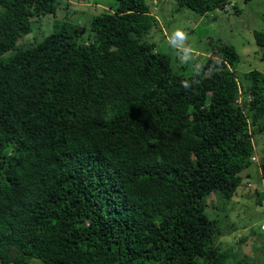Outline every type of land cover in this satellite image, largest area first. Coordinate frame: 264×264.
<instances>
[{"label": "trees", "instance_id": "16d2710c", "mask_svg": "<svg viewBox=\"0 0 264 264\" xmlns=\"http://www.w3.org/2000/svg\"><path fill=\"white\" fill-rule=\"evenodd\" d=\"M161 1L241 11L114 0L83 28L68 0H0V264H264L244 251L251 236L262 247L252 229L219 242L264 135V73L239 77L233 46L210 45L186 90L191 64L147 36ZM43 17L51 29L34 35ZM258 169L264 187V158Z\"/></svg>", "mask_w": 264, "mask_h": 264}, {"label": "rangeland", "instance_id": "374dc122", "mask_svg": "<svg viewBox=\"0 0 264 264\" xmlns=\"http://www.w3.org/2000/svg\"><path fill=\"white\" fill-rule=\"evenodd\" d=\"M69 15L72 16L71 10L75 9L77 13L73 14L74 21L88 28V15H96L108 6L114 0H96L87 3L84 0H68ZM240 8L238 14L224 12L221 9H214L204 16L197 15L190 9H182L174 11L176 7L172 1L162 2L160 8H153L152 14L157 18V23L147 35L149 39L156 41L157 46L162 50H166L167 36L176 28H182L189 34L188 44L195 50L197 59L199 56L204 57V52L210 45H218L220 43H228L233 46L238 55V64L236 65V74L239 77L243 73L250 70H258L264 73V49H260L254 40L253 31L260 30L264 32V1L250 0L246 3L243 0H229ZM67 0H62V4ZM95 2V3H94ZM61 16L64 10H59ZM52 18L43 17L40 22L34 23V35L47 33L51 29ZM33 37L27 36L26 42L32 41ZM172 53L176 50L171 48ZM176 62H179L176 59ZM176 68V67H175ZM257 150L260 151L264 145V135L254 138ZM250 168V167H249ZM246 169L252 172L251 169ZM253 169V168H252ZM256 183V182H255ZM259 183L257 182V185ZM261 185V183H260ZM259 185V186H260ZM244 184L241 183L236 188V192L232 197L229 205L226 222L231 223V227L226 233L220 237V243L223 248L234 245L238 247L239 239L243 236H250L252 229L259 242L262 241V247L255 238L249 237L245 243L244 251L255 258L262 255L264 251V232L260 230V225L264 221L263 211L255 202L257 195L253 193V189L243 190ZM263 187V185H261ZM242 191V192H240ZM239 192V193H238ZM244 194V195H243ZM213 196H211L212 198ZM208 212H213L211 207H207ZM225 213L219 212V218ZM260 248V249H259Z\"/></svg>", "mask_w": 264, "mask_h": 264}, {"label": "clouds", "instance_id": "9594fccd", "mask_svg": "<svg viewBox=\"0 0 264 264\" xmlns=\"http://www.w3.org/2000/svg\"><path fill=\"white\" fill-rule=\"evenodd\" d=\"M188 40H189V34L182 28L174 29L167 36V44L170 48L175 49L177 51V53L179 54L178 55L179 62L181 64H191V66H192V74H193L192 78L182 81V86L186 90L190 89L193 86V84H197V85L199 84V79H197V77H199L203 71V64L199 59H197L195 50L192 46H190L188 44ZM240 101L241 100H238L237 102H240ZM261 152H262V149H260V151H258L257 147H255L252 155L253 154H260ZM251 156H250V161H251L252 165H254L256 167L257 174H258V172H259L258 165L262 159L257 163L255 161L251 160ZM251 166H249V167H251ZM242 172L240 173V175L242 177L241 183H243ZM247 186L250 189H251V187H253L250 183Z\"/></svg>", "mask_w": 264, "mask_h": 264}, {"label": "crops", "instance_id": "0c3cea01", "mask_svg": "<svg viewBox=\"0 0 264 264\" xmlns=\"http://www.w3.org/2000/svg\"><path fill=\"white\" fill-rule=\"evenodd\" d=\"M253 168V169H252ZM249 169L253 170L252 172L247 171L246 169L242 172L243 176V184H244V191L250 189L247 185L250 183L253 187L258 188L261 186H257V182L263 185V182H259V176L257 174L256 167L252 165ZM256 182V183H255ZM264 188V187H261ZM242 192V191H240ZM256 194V191H253ZM237 193V192H236ZM239 193V192H238ZM244 195V194H243Z\"/></svg>", "mask_w": 264, "mask_h": 264}, {"label": "built area", "instance_id": "2783aa9c", "mask_svg": "<svg viewBox=\"0 0 264 264\" xmlns=\"http://www.w3.org/2000/svg\"><path fill=\"white\" fill-rule=\"evenodd\" d=\"M262 158H264V151L262 150V152L260 154H253L251 156V160L255 161V162H259ZM262 211H263V215H264V198L261 201V205H260ZM261 230H264V221L261 223L260 225Z\"/></svg>", "mask_w": 264, "mask_h": 264}, {"label": "water", "instance_id": "95a60500", "mask_svg": "<svg viewBox=\"0 0 264 264\" xmlns=\"http://www.w3.org/2000/svg\"><path fill=\"white\" fill-rule=\"evenodd\" d=\"M82 32H83V30H82Z\"/></svg>", "mask_w": 264, "mask_h": 264}]
</instances>
